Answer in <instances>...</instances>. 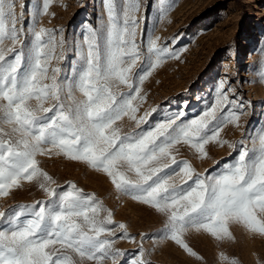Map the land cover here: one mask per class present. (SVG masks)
I'll use <instances>...</instances> for the list:
<instances>
[{
    "label": "snow or ice",
    "instance_id": "obj_1",
    "mask_svg": "<svg viewBox=\"0 0 264 264\" xmlns=\"http://www.w3.org/2000/svg\"><path fill=\"white\" fill-rule=\"evenodd\" d=\"M52 3L37 0L25 20L24 12L17 15L15 0H0V198L25 182L35 183L48 198L0 210V264H121L122 259L151 264L143 241L152 237L142 234L139 251L127 258L115 247L119 240L135 243L127 225L115 224L113 212L75 183L58 189L37 159L44 155L105 174L122 196L165 218L160 240L196 259L203 257L186 239L191 232L234 241L231 226L239 225L264 237V111L244 139L235 144L222 139L228 125L241 127L250 105L221 80L213 103L198 116L182 120L180 112L141 128L156 111L137 116L146 102L144 83L168 60H179L184 49L161 44L149 31L147 11L143 21L138 18L141 0H102L99 25L85 26L62 76L60 63L69 50L64 30L40 26ZM171 10L170 0H157L161 21ZM259 82L264 83V68ZM125 117L139 131L123 134L118 122ZM180 144L201 159L209 158V144L227 146L235 155L201 175L188 160H177ZM220 259L239 264L223 253Z\"/></svg>",
    "mask_w": 264,
    "mask_h": 264
},
{
    "label": "rangeland",
    "instance_id": "obj_2",
    "mask_svg": "<svg viewBox=\"0 0 264 264\" xmlns=\"http://www.w3.org/2000/svg\"><path fill=\"white\" fill-rule=\"evenodd\" d=\"M36 2L15 0L17 15L24 12L25 20H30ZM170 3L172 10L167 19L161 21L157 0H141L138 18L143 21L147 11L149 31L154 30L160 36L161 44L167 42L173 50L184 49L179 60H168L144 83L141 95L146 96V102L140 106L137 116L151 109L156 111L141 128L180 112L184 113L182 120L198 116L213 103L219 82L227 80L250 105L247 115L241 117L240 128L228 125L221 133L222 139L238 143L264 111V83L259 82L260 70L264 68V0H170ZM102 12V0H53L49 14L40 18L41 27L64 30L69 50L60 63L64 69L62 76L68 72L75 56L76 40L81 38L88 23L99 25L98 17ZM143 27L141 23V29ZM174 37L178 39L172 43ZM52 66H56L55 60ZM122 90L127 91L126 88ZM260 123L264 126V121ZM118 124L123 134L139 131L128 117ZM207 151L209 158L201 159L189 145L180 144L174 150L178 161L188 160L201 175L212 172L235 155L232 149L217 144H209ZM37 159L43 170L57 180L58 189L69 182L75 183L85 193L95 194L113 212L115 224L127 225L129 235L136 238L135 243L119 240L115 245L127 254V258L139 251L143 234L152 237L143 241L145 259L151 264H224L221 253L238 260L239 264H264V237L253 236L239 225L231 226L234 241L218 242L205 233L187 234L190 246L203 257L199 260L187 255L173 242L160 240L158 234L165 218L154 209L122 196L105 174L63 156L44 155ZM174 182L178 186L183 184L180 177H175ZM46 199L35 183L25 182L22 188L0 198V210L8 212L18 205ZM119 235L121 233L117 232Z\"/></svg>",
    "mask_w": 264,
    "mask_h": 264
}]
</instances>
